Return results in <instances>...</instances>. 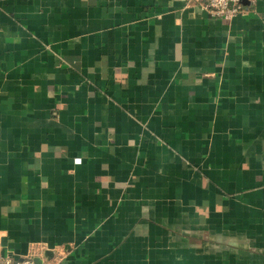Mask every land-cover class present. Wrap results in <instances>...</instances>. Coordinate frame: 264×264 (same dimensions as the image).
<instances>
[{
    "label": "crops",
    "instance_id": "crops-1",
    "mask_svg": "<svg viewBox=\"0 0 264 264\" xmlns=\"http://www.w3.org/2000/svg\"><path fill=\"white\" fill-rule=\"evenodd\" d=\"M0 0V255L264 264V0Z\"/></svg>",
    "mask_w": 264,
    "mask_h": 264
},
{
    "label": "built area",
    "instance_id": "built-area-1",
    "mask_svg": "<svg viewBox=\"0 0 264 264\" xmlns=\"http://www.w3.org/2000/svg\"><path fill=\"white\" fill-rule=\"evenodd\" d=\"M204 8L212 19L230 21L235 17H245L257 0H187ZM0 264H35L32 260H13L9 255H0ZM41 264H49L47 260Z\"/></svg>",
    "mask_w": 264,
    "mask_h": 264
}]
</instances>
